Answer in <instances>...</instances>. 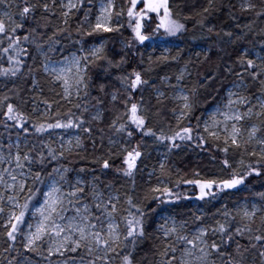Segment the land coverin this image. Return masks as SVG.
I'll use <instances>...</instances> for the list:
<instances>
[{"label":"snow or ice","instance_id":"snow-or-ice-1","mask_svg":"<svg viewBox=\"0 0 264 264\" xmlns=\"http://www.w3.org/2000/svg\"><path fill=\"white\" fill-rule=\"evenodd\" d=\"M0 264H264V0H0Z\"/></svg>","mask_w":264,"mask_h":264},{"label":"trees","instance_id":"trees-1","mask_svg":"<svg viewBox=\"0 0 264 264\" xmlns=\"http://www.w3.org/2000/svg\"><path fill=\"white\" fill-rule=\"evenodd\" d=\"M211 98H209L210 100ZM155 155V153L153 154ZM203 160L205 163H207V157H203ZM147 163L151 164V163H154L155 161L154 160H151V161H146ZM197 202L196 201H191V202H185V204L191 208L192 206H194ZM217 207H219V205H217ZM211 211H215V208H212Z\"/></svg>","mask_w":264,"mask_h":264}]
</instances>
